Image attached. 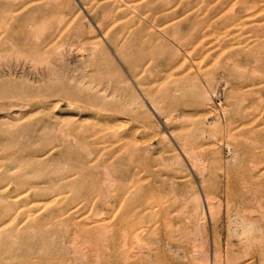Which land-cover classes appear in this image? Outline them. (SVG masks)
Returning a JSON list of instances; mask_svg holds the SVG:
<instances>
[{
    "label": "rangeland",
    "instance_id": "1",
    "mask_svg": "<svg viewBox=\"0 0 264 264\" xmlns=\"http://www.w3.org/2000/svg\"><path fill=\"white\" fill-rule=\"evenodd\" d=\"M0 264H264V0H0Z\"/></svg>",
    "mask_w": 264,
    "mask_h": 264
},
{
    "label": "bare ground",
    "instance_id": "2",
    "mask_svg": "<svg viewBox=\"0 0 264 264\" xmlns=\"http://www.w3.org/2000/svg\"><path fill=\"white\" fill-rule=\"evenodd\" d=\"M218 46H219V45H218ZM229 56H230V55H229ZM226 57H228V56H226ZM226 59H227V58H226ZM229 59H230V58H229ZM229 59H227V61H229ZM250 106H251V105H250ZM244 107H245V106H244ZM245 108L248 109V111L251 109V108L249 109V107H248V108L245 107ZM245 108H244V109H245ZM180 110H181V108H180ZM237 110H238V109H237ZM234 111H235V110H234ZM254 111H256V110H253V112H254ZM182 112H184V111L182 110ZM236 112H237V111H236ZM254 113H255V112H254ZM258 113H259V112H258ZM258 113H255V114H258ZM172 114H173V113H172ZM181 114H185V115H186V113H181ZM251 115L254 116L253 114H251ZM251 115H250V116H251ZM171 116H172V115H171ZM180 116H181V115H179V118H177V120H178V119L181 120V118L184 119V117H185V116H184V117L182 116V117L180 118ZM176 117H177V116H176ZM235 117H236V116H235ZM246 117H247V116H246ZM257 117H258V116H257ZM257 117H256V118H257ZM248 118H249V116L247 117V119H248ZM258 119H259V118H258ZM243 120H244V119H243ZM243 120H242V121H243ZM248 120H249V119H248ZM178 121H179V120H178ZM184 121H185V120H184ZM256 121H257V120H256ZM182 122H183V121H182ZM238 122H240V121H238ZM260 122H261V120H260ZM175 123H176V122H175ZM180 123H181V122H180ZM248 123H249V122H248ZM252 123H253V121H252ZM259 124H260V123H259ZM176 125H177V124H176ZM183 125H184V124H183ZM177 126H178V125H177ZM177 126H176V127H177ZM176 127H175V128H176ZM240 127H242V126H240ZM182 128H183V127H182ZM169 133H170V132H169ZM170 134H171V133H170ZM183 144H184V143H183ZM182 148H184V147H182ZM184 150H185V148H184Z\"/></svg>",
    "mask_w": 264,
    "mask_h": 264
}]
</instances>
